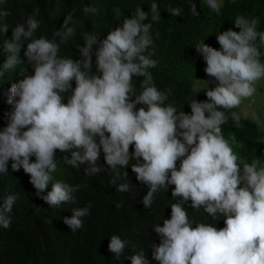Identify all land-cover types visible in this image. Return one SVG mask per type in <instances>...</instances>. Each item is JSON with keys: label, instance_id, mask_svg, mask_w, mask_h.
I'll return each mask as SVG.
<instances>
[{"label": "clouds", "instance_id": "clouds-1", "mask_svg": "<svg viewBox=\"0 0 264 264\" xmlns=\"http://www.w3.org/2000/svg\"><path fill=\"white\" fill-rule=\"evenodd\" d=\"M187 2L189 11L198 15L193 0ZM223 2L203 0L217 15ZM159 10L152 0L151 14L137 6L103 39L95 32L85 33L75 59L59 55L61 44L74 34L71 14L52 38L34 37L40 26L35 15L12 27L11 39L2 41L6 57L0 64V79L23 63L19 52L24 41H29L24 56L34 72L21 69L22 78L3 93L11 108L0 128V174H7L11 161L12 170L23 169L29 175L40 199L49 207H60L73 202V193L81 186L53 181L56 150L70 153L66 162L72 166L86 164V175L102 170L98 163L102 151L118 192L131 189L126 166L147 186L141 201L145 209L151 208L160 190L174 185L169 218H162V226L153 225L160 239L151 245V256L158 264H264V162L239 157L221 130L230 118L237 125L249 118L246 112L226 115V110L253 97L258 82L264 80V30L257 29L258 18L238 15L233 21L238 31L230 27L216 34L218 49L203 41L195 47L214 86L199 79L206 85V99L192 100L190 113L177 112L173 104L165 103L166 93L156 87L148 71L158 64L152 58L155 48L149 49ZM82 11L98 13L90 5ZM114 11L119 15V8ZM167 11L181 14L171 5ZM7 14L0 11V33L9 28L3 22ZM133 77H143L139 92ZM132 160L135 163L129 164ZM117 179L123 182L116 184ZM50 182L51 189L43 194ZM17 199L16 193H9L0 201V227H9ZM188 201L191 209L202 210L214 222L191 219ZM90 209L91 202L72 208L63 223L75 232L83 227L82 218L90 215ZM218 217L223 218V227H217ZM108 237L107 249L119 259L129 241L117 234ZM128 258L131 264H150L144 249Z\"/></svg>", "mask_w": 264, "mask_h": 264}, {"label": "trees", "instance_id": "trees-1", "mask_svg": "<svg viewBox=\"0 0 264 264\" xmlns=\"http://www.w3.org/2000/svg\"><path fill=\"white\" fill-rule=\"evenodd\" d=\"M156 2L160 8V19L152 23L150 35L153 44L149 50L155 48L152 58L157 59L158 64L148 71L156 87L166 93L165 103L173 104L177 112L183 110L190 113L188 104L192 100L206 99V88H194L195 81L203 77L206 66L195 47L203 41L218 49L216 34L230 27L238 31L233 23L238 15L258 18L257 29L264 30V0H224L219 15L212 12L203 0H193L198 15L189 11L187 0ZM151 3L152 0H0V11L8 13L3 22L9 25L5 33H0V64L6 57L2 41L10 40L12 27L22 23L28 16L35 15L40 21L34 37L43 35L52 38L64 18L71 14L69 24L74 28V34L61 44L59 55L75 59L80 55L79 48L84 44L82 37L85 33L95 32L103 39L111 28L120 24L119 20L124 16L131 17L137 6L151 14ZM85 5L96 7L98 13H83ZM169 5L179 7L181 14L170 15L167 11ZM116 8H119V15L114 11ZM149 21L150 16L143 22ZM56 39L59 42V37ZM27 42L29 41H24L19 52L23 63L0 79V128L5 126V113L11 108L5 103L4 91L22 78L21 69H27L28 74L34 72L24 56ZM261 59L264 60V53ZM92 60L95 71L94 54ZM142 79L143 77H133L132 83L137 92L141 89ZM71 84L75 86L74 81ZM218 109L223 110L220 106ZM233 111L238 112V108L226 110V115ZM221 130L239 157L246 162L253 159L264 162V131L255 120L242 118L237 125L230 118L221 125ZM132 150L130 145L129 152ZM66 158H70V153L56 150V170L51 174L53 181L60 180L81 187L73 193V202L62 203L60 207H49L40 199L29 181V175L23 169L12 170L11 161L8 163L7 174H0V201L9 193L18 195L10 213L9 227H0V264H131L128 257L139 249H144L150 264H158L151 256V245L159 244L160 239L153 225L158 223L162 226V218H169V205L175 202L171 194L174 185L160 190L155 195L151 208L145 209L141 201L147 192V186L136 180L130 166H126L124 170L129 175L127 179L131 189L122 193L111 182L113 174L107 168L102 151L98 161L103 165L102 170L94 175L85 174L86 164L75 167L68 164ZM34 159V156L30 157V160ZM132 163L135 161L129 162ZM122 182V179L116 180V184ZM50 189L51 182L43 194ZM121 201L122 205L117 208L116 205ZM88 202H91L90 215L82 218V228L72 232L62 218L71 217L72 208L83 207ZM190 203L188 201L186 206L191 219L214 222L202 210L191 209ZM218 219L217 227H223V218ZM112 234L129 241L119 259H115L107 249L108 236Z\"/></svg>", "mask_w": 264, "mask_h": 264}, {"label": "rangeland", "instance_id": "rangeland-1", "mask_svg": "<svg viewBox=\"0 0 264 264\" xmlns=\"http://www.w3.org/2000/svg\"><path fill=\"white\" fill-rule=\"evenodd\" d=\"M202 80H208L209 86H214V78H210L204 72ZM194 88L196 90H200L206 88V85L197 79L194 83ZM238 112H246L249 114V120H255L258 123L259 128L264 131V80L258 82L257 84V92L248 99L242 101L241 105L238 108ZM259 117V119H255L253 117Z\"/></svg>", "mask_w": 264, "mask_h": 264}]
</instances>
